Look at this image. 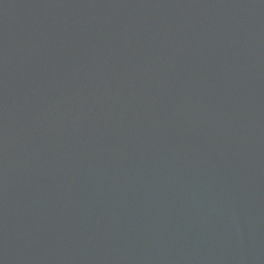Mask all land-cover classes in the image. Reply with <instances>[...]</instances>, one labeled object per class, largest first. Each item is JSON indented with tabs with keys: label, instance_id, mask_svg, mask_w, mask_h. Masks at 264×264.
<instances>
[{
	"label": "water",
	"instance_id": "obj_1",
	"mask_svg": "<svg viewBox=\"0 0 264 264\" xmlns=\"http://www.w3.org/2000/svg\"><path fill=\"white\" fill-rule=\"evenodd\" d=\"M0 264H264V0H0Z\"/></svg>",
	"mask_w": 264,
	"mask_h": 264
}]
</instances>
